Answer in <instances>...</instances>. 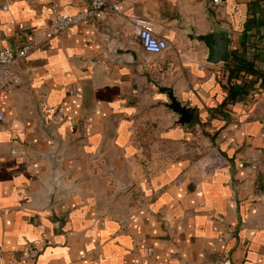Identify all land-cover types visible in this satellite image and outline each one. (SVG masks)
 Returning <instances> with one entry per match:
<instances>
[{"label": "crops", "instance_id": "0c3cea01", "mask_svg": "<svg viewBox=\"0 0 264 264\" xmlns=\"http://www.w3.org/2000/svg\"><path fill=\"white\" fill-rule=\"evenodd\" d=\"M118 1L99 26L47 39L53 6L90 0H0V50L33 44L0 93V264H26L30 244L34 264H264V0ZM130 15L156 23L164 54L143 50ZM222 30L229 58L209 63L201 37ZM116 38L135 63L117 61ZM234 55L253 84L228 83ZM165 88L195 108L190 124ZM213 151L224 164L204 175Z\"/></svg>", "mask_w": 264, "mask_h": 264}, {"label": "built area", "instance_id": "2783aa9c", "mask_svg": "<svg viewBox=\"0 0 264 264\" xmlns=\"http://www.w3.org/2000/svg\"><path fill=\"white\" fill-rule=\"evenodd\" d=\"M212 8L223 4L224 0H213ZM5 8L7 6H4ZM121 6L118 0H90V6L86 10H81L76 13H70L53 6L51 9L52 22L46 31V38L52 39L62 32L72 28L81 23L93 24L99 26V23L110 16L120 12ZM130 23L133 25V31L138 37L143 50L153 55L164 54L169 42L167 39L157 35L156 23L147 17L138 15H130L128 17ZM33 44L21 43L15 48H6L0 50V93L6 92L13 94L17 83L20 80V74L16 69V63L26 57L32 50ZM201 67L202 64H199ZM6 117L4 110L0 109V121ZM56 117L59 119L64 117V112L61 109L56 110ZM75 122H72L73 125ZM18 152V149H13L12 154ZM24 154L23 149L19 150ZM224 164V159L218 151H213L206 158L201 160L199 167L204 175H209L221 168ZM182 180H178L181 183ZM40 248L36 245L30 244L26 247V264H34L38 258ZM215 264H231L230 258L223 254L216 261Z\"/></svg>", "mask_w": 264, "mask_h": 264}, {"label": "water", "instance_id": "95a60500", "mask_svg": "<svg viewBox=\"0 0 264 264\" xmlns=\"http://www.w3.org/2000/svg\"><path fill=\"white\" fill-rule=\"evenodd\" d=\"M202 40H204L208 46H209V54L206 58V61L209 63H219L222 61H227L229 58V44H230V36L228 31L222 30V31H216L212 32L209 36H202ZM115 48L114 52L116 54H126L128 55L125 58H119L117 61L125 64V65H131L137 61V55L135 52L129 48H123L120 45V39L116 38L115 40ZM168 92V98L169 103L167 104V107L177 114H179V118L176 123L182 124V125H188L191 123V121L194 118L195 114V108L192 106H188L186 104H183L181 100L177 98V96L174 94V91L171 88H165ZM52 136V135H51ZM53 140L57 141V139L52 136ZM56 153V150L54 151ZM52 168L50 173V183L53 186H56L57 179L55 177V171L58 167L57 158L55 157V154L52 156ZM52 199V198H51ZM53 201V199L51 200Z\"/></svg>", "mask_w": 264, "mask_h": 264}, {"label": "trees", "instance_id": "16d2710c", "mask_svg": "<svg viewBox=\"0 0 264 264\" xmlns=\"http://www.w3.org/2000/svg\"><path fill=\"white\" fill-rule=\"evenodd\" d=\"M227 71L226 77L230 85H232L233 82H240L239 80L241 79L246 81V85L253 84L258 75L257 68L254 67L252 62L236 55H234L230 63L227 64Z\"/></svg>", "mask_w": 264, "mask_h": 264}]
</instances>
